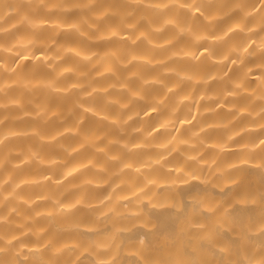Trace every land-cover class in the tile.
<instances>
[{
	"label": "clouds",
	"instance_id": "9594fccd",
	"mask_svg": "<svg viewBox=\"0 0 264 264\" xmlns=\"http://www.w3.org/2000/svg\"><path fill=\"white\" fill-rule=\"evenodd\" d=\"M0 264H264V0H0Z\"/></svg>",
	"mask_w": 264,
	"mask_h": 264
}]
</instances>
